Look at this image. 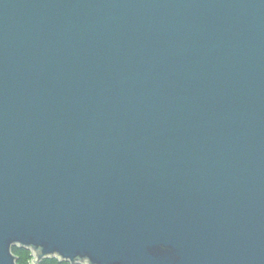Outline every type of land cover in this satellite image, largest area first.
Returning a JSON list of instances; mask_svg holds the SVG:
<instances>
[{"label": "water", "instance_id": "obj_1", "mask_svg": "<svg viewBox=\"0 0 264 264\" xmlns=\"http://www.w3.org/2000/svg\"><path fill=\"white\" fill-rule=\"evenodd\" d=\"M264 264V0H0V264Z\"/></svg>", "mask_w": 264, "mask_h": 264}, {"label": "trees", "instance_id": "obj_2", "mask_svg": "<svg viewBox=\"0 0 264 264\" xmlns=\"http://www.w3.org/2000/svg\"><path fill=\"white\" fill-rule=\"evenodd\" d=\"M11 253L16 257V264H32V253L24 248L12 247ZM37 264H70L67 261H62L56 257H46L38 261Z\"/></svg>", "mask_w": 264, "mask_h": 264}, {"label": "bare ground", "instance_id": "obj_3", "mask_svg": "<svg viewBox=\"0 0 264 264\" xmlns=\"http://www.w3.org/2000/svg\"><path fill=\"white\" fill-rule=\"evenodd\" d=\"M33 259H34V257H33Z\"/></svg>", "mask_w": 264, "mask_h": 264}]
</instances>
